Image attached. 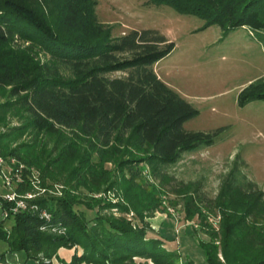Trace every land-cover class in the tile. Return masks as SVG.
Masks as SVG:
<instances>
[{"label": "trees", "instance_id": "16d2710c", "mask_svg": "<svg viewBox=\"0 0 264 264\" xmlns=\"http://www.w3.org/2000/svg\"><path fill=\"white\" fill-rule=\"evenodd\" d=\"M149 1L198 15L204 26L217 23L223 35L245 26L264 46V0ZM96 3L0 0V93L6 96L0 101V123L19 119L0 132V153L23 162L15 192L28 188L30 166L44 161L42 139L49 134L56 137V152L48 163L68 165L74 182L89 190L105 184L117 198L65 189L36 197L31 208L14 209V201L0 196L11 219L7 226L6 218L0 221V241L8 246L0 250V263L8 262L9 252L23 251L25 264L39 254L55 256L61 264H194L144 220L160 204V189L149 175L162 179L169 164L214 144L225 127L185 128L184 121L199 110L152 67L173 50L174 41L154 27L113 35L112 26L97 18ZM256 99L264 100V75L237 93L239 106ZM25 133L30 142L5 144ZM235 156L209 203L202 204L198 186L195 194L175 188L186 199L185 217L197 215L208 236L197 238L206 264H264V190ZM106 161L113 168L105 167ZM112 208L133 210L138 221L117 216ZM212 209L218 228L208 219ZM61 246L82 251L74 250L67 260L58 254Z\"/></svg>", "mask_w": 264, "mask_h": 264}, {"label": "rangeland", "instance_id": "374dc122", "mask_svg": "<svg viewBox=\"0 0 264 264\" xmlns=\"http://www.w3.org/2000/svg\"><path fill=\"white\" fill-rule=\"evenodd\" d=\"M95 12L100 21L112 26L113 35L122 34L131 28L154 27L173 40V50L152 67L163 81L199 110L197 115L184 121V127L206 131L225 127L221 132L223 137L219 136L214 144L186 152L180 160L169 164L163 171L166 176L162 179H153L149 175V179L160 189L159 206L144 217L150 230L155 233L166 230L168 234L161 231L162 234L176 241L177 244L173 243L174 248L176 244L182 257L187 254L194 264H206L197 238L208 239V236L200 230L197 215L192 219L185 217L186 199L183 192H176L175 188L180 187L183 191L187 187L184 194H195L193 189L198 186L202 204L209 203L216 196L237 154L238 159L244 161L242 169L247 177L264 190V100H252L244 106L237 104L238 91L264 75V46L245 26L223 35L219 24L204 26L205 20L202 17L181 13L165 3L149 0H97ZM39 54L45 59L42 52ZM111 74L119 75L122 72L114 71ZM5 97L0 93V101ZM6 122L0 123V132L9 125L17 124L19 119L13 117ZM63 132L64 135L70 134L67 129ZM31 139L29 133L15 134L5 144L13 147L30 142ZM55 139L49 134L43 137L42 148L45 152L41 151L40 155H43L44 161L30 166L28 179H25L28 188L20 193L15 192V186L23 180V162L13 155L4 156L0 153V196L14 201V209L20 205L31 208L32 200L36 197L60 195L65 189L117 199L112 189H104L105 184L99 189L89 190L74 182L75 179H70L68 165L48 163L47 157L56 152ZM105 167L113 168V163L106 161ZM147 169H143V173L147 174ZM213 211H210L208 219L218 228V215ZM112 212L117 216L124 215L130 221H138L133 216V210L121 212L112 208ZM87 214L91 216L92 211L87 210ZM5 218L4 225L7 226L11 219L0 206V221ZM162 219L165 220L163 224ZM7 248V243L0 241V250ZM74 250L81 252L82 248L61 246L58 254L60 251L69 260ZM218 254L221 258L220 250ZM7 258L6 264H23L26 256L23 251H13L8 253ZM31 260V264H61L55 256L46 258L39 254Z\"/></svg>", "mask_w": 264, "mask_h": 264}, {"label": "crops", "instance_id": "0c3cea01", "mask_svg": "<svg viewBox=\"0 0 264 264\" xmlns=\"http://www.w3.org/2000/svg\"><path fill=\"white\" fill-rule=\"evenodd\" d=\"M162 221H163V222H162V224H163L165 220L162 219ZM161 231H164L166 234H168L166 230H161ZM161 231L158 230V233H161V234H162L163 232H161ZM162 235H164V234H162ZM164 236L166 237V235H164ZM166 239H167V244H168L171 248H174V244H173V243H176V241L173 240V239H171V238L168 239L167 237H166ZM176 244H177V243H176ZM176 244H175V248L177 247ZM177 249H178V248H177ZM69 253H70V252H69ZM69 253H68V254H69ZM59 254H60V256H63L65 259H67V258H66L67 256L61 254L60 251H59ZM0 264H3V263H0ZM23 264H25V263H23Z\"/></svg>", "mask_w": 264, "mask_h": 264}, {"label": "built area", "instance_id": "2783aa9c", "mask_svg": "<svg viewBox=\"0 0 264 264\" xmlns=\"http://www.w3.org/2000/svg\"><path fill=\"white\" fill-rule=\"evenodd\" d=\"M20 206H22V205H20ZM45 213V212H44ZM46 215V214H45Z\"/></svg>", "mask_w": 264, "mask_h": 264}]
</instances>
